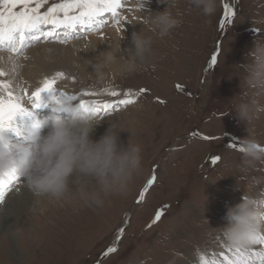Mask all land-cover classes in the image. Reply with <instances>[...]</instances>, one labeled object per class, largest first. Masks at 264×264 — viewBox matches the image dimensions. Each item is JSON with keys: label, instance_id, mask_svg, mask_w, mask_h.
Instances as JSON below:
<instances>
[{"label": "rangeland", "instance_id": "374dc122", "mask_svg": "<svg viewBox=\"0 0 264 264\" xmlns=\"http://www.w3.org/2000/svg\"><path fill=\"white\" fill-rule=\"evenodd\" d=\"M146 1L154 15L167 8L159 0ZM53 2L58 0H49ZM230 2L237 15L221 28L222 0L212 16L203 15L189 0H179L172 11L182 23L163 39L148 30L154 40L152 53L142 69L129 76L112 74L98 83L80 75L82 59L72 63L68 56H54L53 65H62L56 71L66 73L57 86L68 94L104 87L148 90L127 108L101 113V123L93 133V139H99L109 122L130 129L132 136L123 131L120 140L126 146L131 136L133 143L142 146L143 170L127 195L110 198L102 208L84 206L78 200L59 206L36 197L27 181L17 183L0 207V264H199L200 254L217 260L221 252L227 254L229 244L220 229L228 226V209L242 202L245 194L259 196L264 191V164L242 170L243 154L231 147L248 135L264 142V112L245 123L234 110L235 104L253 94L243 85V66L251 59L255 41L264 40V0ZM115 27L109 24L102 33ZM97 35L101 32L51 45H86ZM44 43L50 42H38L24 55H16L24 59L26 73L36 69L30 53ZM214 55L217 63L212 65ZM19 76L18 83H26L27 76ZM259 99L264 104V97ZM50 100L48 93L43 94L44 103ZM34 114L37 120L53 115L49 106L35 109ZM214 155L221 157L216 164L211 162ZM152 175L157 176L155 185L145 201L137 203ZM17 187L18 195L29 190L32 197L24 194L29 206L16 203L18 195L12 193ZM25 199L19 201L23 204ZM161 209V220L149 228ZM121 227L125 231L118 238ZM114 242L117 251L105 257L103 253Z\"/></svg>", "mask_w": 264, "mask_h": 264}, {"label": "clouds", "instance_id": "9594fccd", "mask_svg": "<svg viewBox=\"0 0 264 264\" xmlns=\"http://www.w3.org/2000/svg\"><path fill=\"white\" fill-rule=\"evenodd\" d=\"M178 2L159 0L167 8L155 15L149 14L141 23L163 39L182 23L172 11ZM189 2L205 16L214 15L218 7V0ZM123 39L124 34L110 44L109 50L83 60L78 67L98 83H104L112 74L125 77L140 71L152 53L153 35H148L144 28L133 33L132 46L124 52ZM97 49L93 47L91 51ZM250 57L243 66V85L253 94L234 105L236 115L245 123L264 112V104L259 99L264 97V40L255 41ZM89 67L94 71L90 72ZM49 107L54 115L35 120L28 130V138L35 141L34 145L12 143L7 138L0 142V174L21 173L36 197L59 206L78 200L84 206L102 208L110 198L127 195L143 170V149L139 143L132 142L131 130L120 122H109L106 132L99 139H93L102 120L98 116L66 100L54 101ZM61 112L71 115L65 118L58 115ZM45 128L47 132L42 134ZM123 131L131 133L126 146L120 140ZM242 146V170L264 164V142L248 135L242 140ZM15 153L21 154L19 159ZM227 219L228 226L220 231L228 244L238 248L253 246L264 231V198L245 194L242 202L228 209Z\"/></svg>", "mask_w": 264, "mask_h": 264}, {"label": "snow or ice", "instance_id": "6c2138e0", "mask_svg": "<svg viewBox=\"0 0 264 264\" xmlns=\"http://www.w3.org/2000/svg\"><path fill=\"white\" fill-rule=\"evenodd\" d=\"M129 4V0H58L49 4V0H0V50H7L14 55H24L25 51L38 42H59L68 43L71 39L86 37L92 32H101L109 23L116 27H125L130 21L123 15V11ZM49 5L46 10L41 11ZM145 0H137V7L143 9ZM134 10V9H129ZM223 19L220 22L221 28H225L233 22L237 15L236 8L230 0H222ZM259 31V30H257ZM217 63V56L211 57V64ZM8 74L0 68V77ZM66 78V73L57 71L46 76L40 86L30 95L28 89L24 88L21 94H16L12 83L0 79V142L8 139L7 133L14 132L20 135L16 127L18 116H31L35 109L48 107L58 100L79 101L76 106L89 110L92 114L100 116L111 114L121 106L127 108L138 102L139 98L147 93V89L141 88L133 91H119L115 87H104L99 91H82L80 95L68 94L59 89L58 81ZM75 81V77H71ZM178 87H180L178 85ZM51 96L49 103H44L43 94ZM103 96L100 100L96 97ZM25 97L30 106H25ZM91 97L92 99H85ZM164 103V101H160ZM203 139H209L205 136ZM233 149L243 152L242 143L231 145ZM221 160L219 155H214L211 162L216 164ZM19 172L0 174V205L5 202V196L18 182L23 179ZM157 176L152 175L141 190L137 203L146 199L149 190L155 185ZM164 214L163 209L158 210L148 225L152 227L159 222ZM125 229L121 227L117 232L119 238ZM259 246V247H253ZM248 248H238L228 245V251L232 253L229 257L223 252V264H264V231L256 238V243ZM117 251V244L114 242L103 253L105 257ZM199 264H222L215 256L208 258L204 254L199 255Z\"/></svg>", "mask_w": 264, "mask_h": 264}, {"label": "bare ground", "instance_id": "6f19581e", "mask_svg": "<svg viewBox=\"0 0 264 264\" xmlns=\"http://www.w3.org/2000/svg\"><path fill=\"white\" fill-rule=\"evenodd\" d=\"M151 6L152 5H147V1L145 0V7L143 9H140L139 7H137V0H129V4L126 6V10L123 12V15L128 18L130 23L126 22L125 27H119V28L115 27V28L109 29V31L107 30L106 32H104L105 35H103V38H102V35H97L94 38L95 40L93 41V43L92 42L89 44L87 43L86 45H82L81 43H71V44H68V46L66 47L61 46V45L54 46V45H51V42L48 45H45L44 43V45H42L41 48H39L40 49L39 51L36 50L32 52L33 54L30 53L34 58V63L36 65V69L32 71L34 73H32L31 70H29V73L25 72L26 69L23 67L24 59H21V58L19 59L17 58L16 55L14 56V54L10 52H6L5 50H0V68L4 69V71L8 74L5 77H0V79H5V80L10 81L12 83L13 89L16 94H21L24 88H27L28 94H31L38 86H40L43 78L54 74V72L58 70V67L61 68L62 65H58L57 63L53 65L54 56L55 57L68 56L66 57L67 60H70L72 63L74 59H82V61L80 62L82 65L83 60L92 59L95 55H98L100 51L109 50L110 44L114 43L123 34H124V39L121 41V48H122V52H124L129 46H132L133 33H138L144 28L145 32L148 34L147 26L143 25L141 21L146 19L149 14L154 15L153 11L150 9ZM45 7L47 9V5ZM129 9H134V10H129ZM109 24L111 25V23ZM93 47L98 48L96 52L91 51ZM52 65L54 67H52ZM64 67L66 68V66ZM89 71L93 72L94 69L92 67H89ZM80 72H81L80 75H82L83 77H87V74L83 71V69H81ZM20 73H22L23 76L24 75L27 76L25 77L26 83L23 82L22 84V81L18 83V79L20 78L19 76ZM65 85L66 87L67 86L69 87L70 82L65 83ZM103 99L105 98L102 97V99L100 100H103ZM25 102H27V100ZM70 103L73 106H76L79 102H70ZM65 113H68L71 115L70 112H61V113H58V115L62 116V115H65ZM52 114L54 115L53 112ZM65 117L67 118V116ZM35 120H37V118L34 113L31 116H18L16 118V127L20 135H16V133L10 131L9 133H7L9 141H11L12 143H16V144H24L26 146L34 145L35 141L28 138V130L32 127ZM15 155H16V158L19 159L21 154L15 153ZM22 182L25 183L26 179L23 178L18 183L21 184ZM15 190L13 191L12 196H14L15 194L18 195V187L15 188ZM26 193H29V190L23 189L22 192L18 196L16 195L17 198L15 199V201L16 203H18L19 207L29 206L28 201L25 199V195H24ZM29 194L27 196H31V194L30 195ZM259 197L264 198V191L259 194ZM24 199H25V202L23 201L24 203L22 204L21 201L19 200H24ZM1 206L2 205H0V207ZM226 255L231 257L232 253L228 251ZM222 259L223 258L221 257V260H220L221 262H222Z\"/></svg>", "mask_w": 264, "mask_h": 264}]
</instances>
